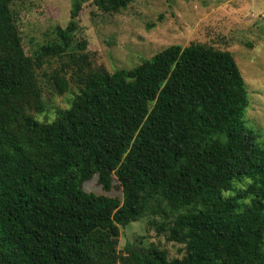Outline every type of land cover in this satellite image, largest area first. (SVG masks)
I'll list each match as a JSON object with an SVG mask.
<instances>
[{
    "label": "trees",
    "instance_id": "trees-1",
    "mask_svg": "<svg viewBox=\"0 0 264 264\" xmlns=\"http://www.w3.org/2000/svg\"><path fill=\"white\" fill-rule=\"evenodd\" d=\"M11 1L0 0V264H264V147L242 121L249 98L232 53L171 44L112 72L86 69L81 53V88L39 122L26 112L41 93L35 69L67 52L86 0L71 1L59 40L35 56ZM132 1L93 0L104 12ZM51 82L68 90L61 70ZM94 175L122 197L86 191ZM155 208L183 255L133 244L120 254V227Z\"/></svg>",
    "mask_w": 264,
    "mask_h": 264
},
{
    "label": "rangeland",
    "instance_id": "rangeland-1",
    "mask_svg": "<svg viewBox=\"0 0 264 264\" xmlns=\"http://www.w3.org/2000/svg\"><path fill=\"white\" fill-rule=\"evenodd\" d=\"M72 0H13L9 6L25 54L35 56L45 43L58 41L56 27L70 20ZM85 41V48L79 43ZM200 43L232 53L246 84L249 105L242 119L256 141L264 147V0H133L118 12H104L93 0L82 3L77 27L67 52L46 57L35 73L40 94L30 101L26 112L39 122L54 120L57 110L70 106L81 85L78 57L86 55V69L112 72L131 68L171 44ZM74 56V57H73ZM66 74L68 90L58 93L51 76ZM84 189L96 194L122 197L114 179L109 190L97 175L85 181ZM155 208L138 220L120 227L117 251L125 247L155 245L169 259L180 258L184 244L169 239V218ZM158 226L161 228L157 229ZM92 264H122L108 258Z\"/></svg>",
    "mask_w": 264,
    "mask_h": 264
}]
</instances>
